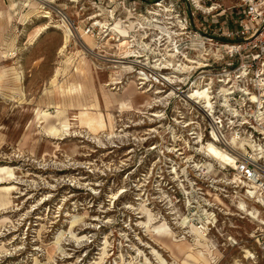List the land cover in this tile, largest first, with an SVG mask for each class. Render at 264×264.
<instances>
[{"label":"rangeland","instance_id":"1","mask_svg":"<svg viewBox=\"0 0 264 264\" xmlns=\"http://www.w3.org/2000/svg\"><path fill=\"white\" fill-rule=\"evenodd\" d=\"M155 1L167 8L176 4L177 8H173L171 15L163 13L157 18L158 23L146 29L149 38L142 40L139 22L144 18L154 20L148 12ZM190 1L0 0V72L7 75L0 84V166L14 169L13 179L6 178L4 182H13L16 187L8 196L9 205L0 209V264H95L104 247L106 255L101 264H159L156 253L167 264H183L177 253L172 255L159 246L165 244V240H155V243L139 224L144 222L139 205L146 203L152 214H162L168 223L179 222V230H174L179 236L177 239L186 232L181 226L186 214L184 194L188 190L181 188L184 194L177 195L181 203L176 205L172 189L163 185L156 188L153 184L156 173L151 171L158 166L159 157L147 151L156 141L147 135L154 128V124L148 122L149 108L142 107L158 88L152 69L161 56L166 55L168 45L166 37L155 26L164 27L169 22L175 24L172 32L180 33L186 23L190 25L188 30L205 26L211 32L219 21L232 29L231 16L237 13L236 0H206L200 3L203 10L195 13ZM208 8L214 10L207 15ZM46 14L49 19L39 18ZM168 17L173 19L167 21ZM62 19L67 20L71 36L61 52L64 28L58 30L52 26H62ZM115 24L122 29L133 26L128 36L134 37L136 52H143V57L130 60L141 66L132 74L122 76L120 84L106 86L112 79L119 78L118 68L127 66L130 59L118 50V38L107 37L106 29H112ZM45 26L48 28L38 36V31ZM152 37L161 39L160 47L151 43ZM181 38L180 53L200 47L189 43L185 36ZM145 43L150 47L145 49ZM123 57L127 60L120 59ZM67 60H70L68 72L60 75L58 82L81 83L90 93L94 89L100 112L113 117L116 131L113 135L108 130L92 136L84 126L72 121L71 113L79 112L76 107L66 110V117L76 132L58 137L62 140L48 138L43 132L45 124L36 123L39 111L50 113V121L55 122L56 109L51 107L59 100L50 83L56 71L65 68ZM80 61L84 77L74 72ZM144 67V71L150 73L148 83L154 88L131 101L134 111L119 113L118 101L132 91L141 93L148 89L147 82L145 85L138 80ZM15 71L22 75L20 83L12 79ZM85 96L91 100L87 92ZM109 99L115 102L107 104ZM164 161L160 159V165ZM209 176L215 180V185L210 181L211 184L194 194L212 196L205 197L214 205H210L209 210L214 213V216L209 214L210 217L216 219V228L210 222L207 234L214 246L210 250L209 264H264V226L248 219L236 207L243 202L248 209L260 210L262 221L264 208L250 199L243 187L223 189L221 175L216 170H210ZM226 180L232 179L228 176ZM156 191L162 192V204L155 201ZM113 195H116L115 200L118 198L116 202ZM169 201L177 216H168ZM186 215V219H195L197 214L189 209ZM178 217L182 221L170 220ZM171 243L172 240H166V245L171 246ZM185 244L195 245L189 234L185 236ZM201 250L205 253L207 248ZM246 252L249 258H244Z\"/></svg>","mask_w":264,"mask_h":264},{"label":"built area","instance_id":"2","mask_svg":"<svg viewBox=\"0 0 264 264\" xmlns=\"http://www.w3.org/2000/svg\"><path fill=\"white\" fill-rule=\"evenodd\" d=\"M204 1H190L193 13L203 10L200 3ZM175 7L168 8L174 12ZM235 10L232 29L219 21L211 32L205 26L188 30L190 25L183 24L184 30L175 36L174 44L179 50L183 36L189 43L198 44L200 47L188 48L196 55L185 52L181 59L186 55L192 63L201 65L189 64L185 72H175L171 86L157 85L158 102L147 109L148 122L154 124L147 135L156 141L147 151L159 157L158 166L151 171L156 173L153 184L159 189L162 185L172 189L176 205L181 203L177 195L184 194L181 188L186 187V214L194 209L196 218L189 220L200 231L205 226L206 234L211 225L210 203L205 196L194 194L216 183L209 176L210 170L221 175L223 189L243 187L244 193L264 208V0H236ZM165 71L159 70V74L167 75ZM197 92L206 93L208 98L190 99ZM155 114L161 116L155 118ZM208 143L229 155L234 167L212 160ZM162 158L165 163L160 165ZM228 176L231 181L226 180ZM155 195V201L162 204V192Z\"/></svg>","mask_w":264,"mask_h":264},{"label":"bare ground","instance_id":"3","mask_svg":"<svg viewBox=\"0 0 264 264\" xmlns=\"http://www.w3.org/2000/svg\"><path fill=\"white\" fill-rule=\"evenodd\" d=\"M73 2H75V1H73ZM158 3H159L158 5H153V9L150 12H148L152 15L151 19H154V20L149 21L143 17L144 21L139 22V29H140L139 34H140V37L142 40H146L149 38V36L146 34L147 33L146 29H148L150 26H153V23H158L157 18L161 17L163 13H166L167 16L172 14V11L170 9H168L167 7H164L162 2H158ZM196 5L200 8L199 4L196 3ZM157 7L161 8V9L159 10ZM32 8H34V7H32ZM154 8H156V9H154ZM212 10H214V8L208 9L205 12L209 13ZM39 18L49 19L50 17H49V14L48 15L46 14L44 16H40ZM128 19L130 20V18H128ZM172 19L173 18L168 17L167 21L172 20ZM66 21H65V19H62V21H61L63 24L62 26H58V25L52 26V28L58 29V30L60 29V27L64 28V39H63L64 44L61 48V52L66 48L67 43H68V39L71 36V29L69 28L68 22H66ZM96 25L102 26V24H100V23H97ZM166 25H171V26H170V28H168ZM155 27L158 30H160V32H161L160 34H163V36L166 37V41H167L168 45L166 44L167 45L166 46L167 51L165 53L166 55L163 54L161 56L162 59L159 61V63L156 65V67L154 69H152V71L153 70L155 71V73L153 75L155 77L156 84L159 85L161 83V84H166V86L167 85L171 86L174 82L173 77L175 76V74H174L175 72H185V70H187L189 68V64H197L199 66L201 64L198 61L196 63L195 62L192 63L191 62L192 60L190 58H188L186 55H184L185 59H181L182 53L179 52V50L176 48V45L174 44V41L176 38L175 36H180L181 32L180 33L175 32V31L172 32L173 28L175 27V24L172 25L171 23L168 22L165 24L164 27H160V26H155ZM47 28L48 27L45 26V28L39 30L37 35L40 36L43 33V31L46 30ZM132 28H133V26L131 25V26H128L127 29H122L119 26V24H115L112 29H106V31L109 32L107 37H109L111 39L113 36L115 38H118V40L115 39V41L117 40V43H118V45H117L118 50L121 51L122 55H125L126 58H130L129 62H127V64L125 63L127 66L118 68L119 72L117 74L119 75V78L118 79H112V81H110L112 83L109 85L106 84V86H112V85L116 86V85L120 84L121 82L119 80H121L122 76L132 74V72L134 71V69L136 67L141 66V65H138L139 63L134 62L133 60L130 61L131 59L139 60L140 58L143 57V55H142L143 52L142 53L140 51L136 52V50H137L136 45H135L136 40L134 39V37L128 36L129 31L132 30ZM135 29H137V28L135 27ZM181 30H184V29L181 28L179 31H181ZM160 42H161L160 38L156 39V37H152L151 43L155 47H158V46L160 47L161 46ZM145 44H146L145 49L150 47L148 43H145ZM126 58L123 57L120 59L121 60H127ZM64 66H65L64 69L56 71V74L50 83L52 88L54 89V93L57 95L58 100H59L54 105L52 104L53 106L51 107L53 109H56V115L54 117L55 122L52 123L50 121V119H51L50 113H48L47 111H39L36 114V118H35L37 120L36 123L40 124V125L45 124V126L43 127V132L48 138H52V140H58V141L62 140V138H58V137H61V136L63 137L64 135L71 134V132H73V133L76 132L75 130H72L71 123L69 122L70 120H68L66 117L67 108L76 107V108H79V112L77 111L78 113H76V112L71 113V115L73 116L72 121H75L78 125L84 126L92 136L93 135L96 136L97 133L105 132L108 130L110 131V135H113L114 132H116V131H114L115 126L113 123L114 122L113 117L110 114L104 115L100 112L98 97H97L94 89H93V92L90 93L89 90L85 91V89L83 88L81 83L69 82L68 85H64V84H60L58 82V77L60 75H64L66 72H68L67 70L70 66V60H67L64 64ZM142 68H143V66H142ZM170 69L172 71L168 72L167 75L162 76L159 74V70L163 71V70H170ZM144 70H146L145 67L143 69V72L138 74V76H139L138 80L142 81V84L146 85L149 82V74L150 73L148 74ZM74 72L77 75H79L80 77H84L85 71L81 67V61L79 62V66H77L75 68ZM125 72H127L128 74H124ZM6 78H7V75L5 74V72H0V84L3 83V81L6 80ZM171 78H172V80H171ZM12 79L17 83H20L22 80L21 73L15 71L14 77ZM150 83H148V86L150 85ZM0 87H1V85H0ZM92 88L93 87H91V89ZM157 89L155 90L156 92L153 93V95L151 96L152 98L145 100V103H144L142 108L147 109V108H152L155 106V104L158 102L156 99V94H158L159 91ZM151 91H152V88L150 91H148V89H147L141 93H137L136 90L132 91V93L127 95L125 99L118 101L117 107L120 110L119 113L123 114V113H130V112L134 111V108H133V105L131 104V101L134 100L137 95L147 94ZM86 92L91 95V96H89V99L91 98L90 101H88L86 99V98H88L87 96H85ZM185 95H187V94H185ZM185 95L181 96L182 98H184V100H186L185 98L188 96L187 95L185 97ZM80 98H82L81 101L79 100ZM191 98L196 99V100L197 99L204 100V99H207L208 97H207L206 93L197 92V93H192L190 95V99ZM113 102H115V101H112L110 99L106 101L107 104H113ZM160 116L161 115H159V114H155V118H158ZM84 127H82V128H84ZM206 147H207V152H208V154L212 160L216 161L217 163H219L221 165L223 164L225 166L228 165L229 163L234 164V160L229 155H227L225 152H222L215 145L208 143V145ZM13 171H14V169H12L11 167L0 166V209L6 208L9 205L10 202L8 200V196L11 195L13 190H16L15 183L4 182L6 178L13 179V176H14ZM185 195H187V194H185ZM204 196H206L208 198L212 197L210 195H204ZM113 198L115 200L116 195H113ZM215 200L218 202L219 198H217ZM209 203H211V202H209ZM257 203L259 204V201H257ZM170 204H172V203L169 201V206L167 208V210L169 211L168 216H172V217L177 216V212L176 211L173 212L172 206H170ZM210 205L214 206L213 204H210ZM146 207H147L146 203L139 205L140 214L143 215L141 217V220L144 221V222L139 223V224L143 225V228H145V231L147 232V236H151V238L154 239L153 240L154 242H155V240H158V241L165 240L164 241L165 244H159V246H161L163 249H165L166 252H167V250L172 252V255L177 253L182 258L183 264H209V258H210V255H212V254H210V250L213 249L214 246L211 244V241L207 239V234L204 231L205 229H207L205 226L203 227V229H201L202 231H200L196 228V226L193 223L191 224L189 219H186V217H185L184 221H183L184 226H181V228L183 231H186V232L181 233V235H183L184 237H182V238L180 237L179 239H177L179 236L175 235L176 232H174V230H176V229L179 230V225L177 226V224H179V222L168 223L167 218L164 217L162 214L159 213V215H154ZM251 207H253V206H251ZM236 209L239 212H241L242 214H244L248 219L252 220L253 222L257 223L260 226H264V221L260 220V213H259L260 210L257 211L256 209H248L247 206L243 202H240L237 205ZM209 214L212 215V213H209ZM180 218L178 217V218H173L170 220H173V221L178 220L179 221ZM243 218H245V217H243ZM180 221H182V220H180ZM74 222L75 221H73L71 224H73ZM209 222L212 223L213 228H216V226H215L216 219H214L213 216H212V218H210ZM171 225L174 226V228L171 227ZM187 234H189L191 237H193V241L195 242L194 247H193V245H186L185 244V236H187ZM166 240L167 241L172 240L171 246L166 245ZM182 241L184 243H181ZM205 243H207L206 244L207 246H205ZM202 247L207 248L205 253L203 250H201ZM105 248L106 247H104L102 249V254L99 257V261H98V263L95 262V264H101L104 261V259H105L104 257L106 255ZM152 252L156 253L154 251H152ZM156 256L158 257L159 264H167L161 258V256L159 254L156 253ZM249 257H250L249 252H246V255L244 256V258H249ZM145 261L147 262V260H145Z\"/></svg>","mask_w":264,"mask_h":264}]
</instances>
